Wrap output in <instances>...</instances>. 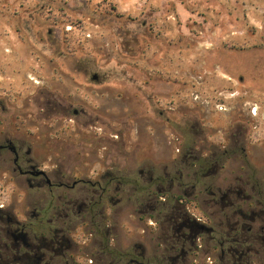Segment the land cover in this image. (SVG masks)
Listing matches in <instances>:
<instances>
[{
	"label": "rangeland",
	"instance_id": "obj_1",
	"mask_svg": "<svg viewBox=\"0 0 264 264\" xmlns=\"http://www.w3.org/2000/svg\"><path fill=\"white\" fill-rule=\"evenodd\" d=\"M0 130L31 140L44 165L65 153L79 174L107 161L142 194L165 167L198 189L264 181V0H0ZM213 152L216 172L191 178ZM124 199L112 242L143 240L150 264L153 215Z\"/></svg>",
	"mask_w": 264,
	"mask_h": 264
},
{
	"label": "flooded vegetation",
	"instance_id": "obj_2",
	"mask_svg": "<svg viewBox=\"0 0 264 264\" xmlns=\"http://www.w3.org/2000/svg\"><path fill=\"white\" fill-rule=\"evenodd\" d=\"M242 138L238 130L233 145L245 152ZM34 151L28 138L0 130V191L20 197L19 207L16 200L0 202V264H144L143 240L127 248L112 242L117 225L109 221L125 197L140 218L153 215L150 264H202V237L208 246L212 242L213 264H264V181L236 178L222 187L212 180L198 189L189 187L188 174L178 166L165 167L163 176L150 173V187L142 194L138 183L125 182L120 168L114 171L107 161L99 170L86 166L77 174L65 153L44 165ZM194 160L193 179H209L219 168L216 152ZM41 170L45 174L37 173Z\"/></svg>",
	"mask_w": 264,
	"mask_h": 264
},
{
	"label": "water",
	"instance_id": "obj_3",
	"mask_svg": "<svg viewBox=\"0 0 264 264\" xmlns=\"http://www.w3.org/2000/svg\"><path fill=\"white\" fill-rule=\"evenodd\" d=\"M93 77L96 78L97 75H94ZM16 161H17V158H15V162H16ZM37 173H44V174H45V172H44L43 170H41V171H39V172H37Z\"/></svg>",
	"mask_w": 264,
	"mask_h": 264
}]
</instances>
